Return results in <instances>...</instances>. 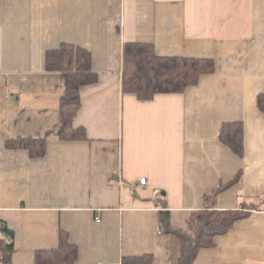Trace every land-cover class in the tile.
Instances as JSON below:
<instances>
[{
	"label": "crops",
	"instance_id": "obj_1",
	"mask_svg": "<svg viewBox=\"0 0 264 264\" xmlns=\"http://www.w3.org/2000/svg\"><path fill=\"white\" fill-rule=\"evenodd\" d=\"M124 42L211 59L215 71L183 92L139 100L121 91ZM60 43L88 50L97 76L80 88L72 119L85 139L58 138L60 75L44 60ZM263 91L264 0H0V240H10L4 228L13 232L9 264H35L60 230L77 246L75 264L142 254L177 264L181 242L160 228L159 194L182 230L194 210L248 208L194 264H264ZM226 121L243 124L242 156L219 140ZM19 139H45L44 155L6 147Z\"/></svg>",
	"mask_w": 264,
	"mask_h": 264
},
{
	"label": "trees",
	"instance_id": "obj_2",
	"mask_svg": "<svg viewBox=\"0 0 264 264\" xmlns=\"http://www.w3.org/2000/svg\"><path fill=\"white\" fill-rule=\"evenodd\" d=\"M45 70L60 75L58 138L61 140L85 139L83 128H73L72 119L80 106V88L94 83L96 74L92 71L91 54L88 50L70 43H60L58 47L45 53ZM215 71L211 59L188 58L182 56H160L150 43L124 42L122 45L121 91L132 93L139 100H150L160 93H180L197 83L201 74ZM257 105L264 113V91L257 96ZM219 140L230 150L242 156L244 153V128L241 121H226L221 124ZM6 147L25 149L30 157H41L45 153V139H19L7 141ZM240 173L230 181L237 180ZM225 185L216 189L221 190ZM159 209V224L164 233L175 235L181 242V254L177 264H194L201 248L214 244V238L225 234L237 220L249 215L248 208L218 210L209 206L194 210L187 220L186 230L170 225L169 211L162 194L154 201ZM10 240H0L1 260L9 264L13 252V232L4 228ZM77 246L68 239V234L60 230L58 244L49 250L35 251V264H75ZM121 264H153L152 254L125 256Z\"/></svg>",
	"mask_w": 264,
	"mask_h": 264
},
{
	"label": "built area",
	"instance_id": "obj_3",
	"mask_svg": "<svg viewBox=\"0 0 264 264\" xmlns=\"http://www.w3.org/2000/svg\"><path fill=\"white\" fill-rule=\"evenodd\" d=\"M153 192H154V194H158V191L157 190H154ZM237 199L239 201H241L242 200V197L239 196V197H237ZM95 219H96V221H99V217L98 216ZM157 232L160 233V231H157ZM98 264H101V263H98Z\"/></svg>",
	"mask_w": 264,
	"mask_h": 264
}]
</instances>
